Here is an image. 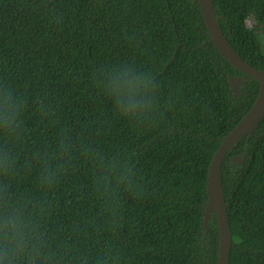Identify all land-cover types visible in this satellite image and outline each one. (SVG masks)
<instances>
[{
    "label": "trees",
    "instance_id": "1",
    "mask_svg": "<svg viewBox=\"0 0 264 264\" xmlns=\"http://www.w3.org/2000/svg\"><path fill=\"white\" fill-rule=\"evenodd\" d=\"M212 9L233 50L264 71V0ZM121 65L153 74L144 120L121 117L98 87ZM0 87L23 104L16 132H0V188L35 213L53 264H217L211 208L203 227L208 169L259 82L218 52L198 0H0ZM100 158L128 164L133 186L103 194ZM45 164L60 165L50 187ZM221 184L229 264H264V117L225 153Z\"/></svg>",
    "mask_w": 264,
    "mask_h": 264
},
{
    "label": "clouds",
    "instance_id": "2",
    "mask_svg": "<svg viewBox=\"0 0 264 264\" xmlns=\"http://www.w3.org/2000/svg\"><path fill=\"white\" fill-rule=\"evenodd\" d=\"M150 71L129 65L101 70L98 87L112 103L113 109L129 121H141L154 112L156 93ZM23 104L14 90L0 87V132L13 134L21 124ZM62 150L67 148L62 145ZM98 187L102 193L115 197L121 186L132 187L128 164L97 161ZM10 166L7 153L0 152V170ZM60 165H44L41 183L52 186ZM0 264H53L52 254L35 213L22 202L10 200L0 188Z\"/></svg>",
    "mask_w": 264,
    "mask_h": 264
},
{
    "label": "water",
    "instance_id": "3",
    "mask_svg": "<svg viewBox=\"0 0 264 264\" xmlns=\"http://www.w3.org/2000/svg\"><path fill=\"white\" fill-rule=\"evenodd\" d=\"M198 5L208 36L218 52L235 69L259 82V92L255 102L214 153L207 175V192L210 207L205 209L203 227L207 229L211 208L216 218L218 230L217 264H229L232 238L221 184V163L225 153L233 143L255 127L264 117V71L254 69L245 62L220 33L213 17L212 0H198ZM230 85L232 91H234L236 80H231Z\"/></svg>",
    "mask_w": 264,
    "mask_h": 264
},
{
    "label": "rangeland",
    "instance_id": "4",
    "mask_svg": "<svg viewBox=\"0 0 264 264\" xmlns=\"http://www.w3.org/2000/svg\"><path fill=\"white\" fill-rule=\"evenodd\" d=\"M247 26L251 27L252 26V22L251 21H247ZM261 43H262V48H263V53H264V38L261 39Z\"/></svg>",
    "mask_w": 264,
    "mask_h": 264
}]
</instances>
